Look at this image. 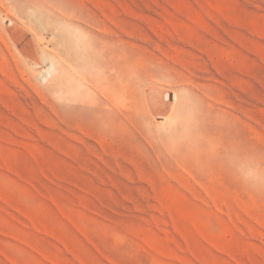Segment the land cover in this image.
<instances>
[{"label":"rangeland","instance_id":"rangeland-1","mask_svg":"<svg viewBox=\"0 0 264 264\" xmlns=\"http://www.w3.org/2000/svg\"><path fill=\"white\" fill-rule=\"evenodd\" d=\"M108 48L170 91L148 138L110 113ZM183 81L228 166L165 147ZM0 264H264V0H0Z\"/></svg>","mask_w":264,"mask_h":264},{"label":"bare ground","instance_id":"bare-ground-1","mask_svg":"<svg viewBox=\"0 0 264 264\" xmlns=\"http://www.w3.org/2000/svg\"><path fill=\"white\" fill-rule=\"evenodd\" d=\"M9 24L8 26L11 25ZM90 53H86V57L90 60L88 63L92 67L102 66L108 69V105L112 108L110 113L114 117L118 113L131 124L136 134L148 138L151 132L147 128V122L153 118L162 123L169 116L174 104V101L165 102V96H168L170 91L167 92L166 88L156 84L161 74L150 72L142 59L119 50L108 48L106 60ZM38 65L41 64L34 65V68H39ZM42 65L46 67L45 75L52 76L56 70L55 62L45 57ZM165 73L171 75L170 72ZM95 76L94 73L90 75L85 72L82 81L85 84L100 87V80ZM183 87L187 93L184 95V102L179 103L176 108L178 118L170 128L169 135L172 138L167 139L165 147L172 148L177 142L178 146L186 151L201 147L205 151L207 163L213 156H217L228 166V160H230L228 152L230 148L237 147V144L232 142V145L225 139L221 125L227 124L226 118L213 111L211 105L213 97L210 91L185 81H183ZM169 98L171 100V97ZM182 114H186L187 117H183ZM235 151L238 156L239 149L235 148ZM244 154H246L245 151ZM219 159L216 161L222 164ZM246 160L247 164H250L249 157L246 159L244 156L245 164ZM230 161L232 163V160ZM231 174L235 175L236 172L232 171Z\"/></svg>","mask_w":264,"mask_h":264}]
</instances>
